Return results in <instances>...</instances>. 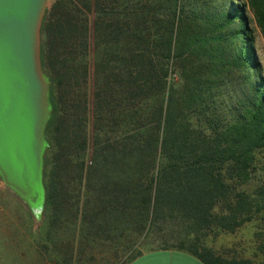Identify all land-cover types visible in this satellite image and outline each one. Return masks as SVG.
Returning <instances> with one entry per match:
<instances>
[{
  "label": "trees",
  "instance_id": "1",
  "mask_svg": "<svg viewBox=\"0 0 264 264\" xmlns=\"http://www.w3.org/2000/svg\"><path fill=\"white\" fill-rule=\"evenodd\" d=\"M249 13L264 36V0L46 10L39 214L58 264H92L109 246L131 251L125 263L175 248L206 264H264V73ZM248 224L244 254L206 245Z\"/></svg>",
  "mask_w": 264,
  "mask_h": 264
},
{
  "label": "water",
  "instance_id": "2",
  "mask_svg": "<svg viewBox=\"0 0 264 264\" xmlns=\"http://www.w3.org/2000/svg\"><path fill=\"white\" fill-rule=\"evenodd\" d=\"M49 0H0V175L39 214L50 116L40 31Z\"/></svg>",
  "mask_w": 264,
  "mask_h": 264
},
{
  "label": "rangeland",
  "instance_id": "3",
  "mask_svg": "<svg viewBox=\"0 0 264 264\" xmlns=\"http://www.w3.org/2000/svg\"><path fill=\"white\" fill-rule=\"evenodd\" d=\"M54 0H49L48 8L51 7ZM243 3L245 0H239ZM254 29L255 47L259 61L264 73V36L257 26L254 16L249 13ZM15 192L0 175V232L8 231L6 234H12L11 237L0 236V240H12L11 243H0V262L13 264L19 262L23 244L16 242L22 237L17 238V231L27 230L33 244L36 246V260L58 262L54 253L45 250L46 239V222L41 214H36L31 205ZM256 231L254 224L245 225L235 235L218 232L210 235L206 245L211 246L219 253H226L227 256L234 255L235 251L243 253L242 249L251 248L254 244L253 238ZM1 234V233H0ZM4 241V242H5ZM68 240H65L67 244ZM138 247V246H137ZM62 248V247H61ZM139 249V247H138ZM94 250V249H93ZM94 262L92 264H122L131 254L129 250H121L116 255L110 246L107 248L95 249L92 251ZM0 263V264H1Z\"/></svg>",
  "mask_w": 264,
  "mask_h": 264
},
{
  "label": "crops",
  "instance_id": "4",
  "mask_svg": "<svg viewBox=\"0 0 264 264\" xmlns=\"http://www.w3.org/2000/svg\"><path fill=\"white\" fill-rule=\"evenodd\" d=\"M5 234L0 232V236L11 237L12 234H6L8 231H3ZM17 238L22 237L21 240L17 239L16 242L23 244V250L21 251L20 261L12 262L13 264H58L55 261H41L36 260V246L33 244L31 237L27 230L17 231ZM5 241V240H4ZM0 240V243H11L12 240L4 242ZM1 263V262H0ZM5 264V263H1ZM122 264H206L196 256L175 248H160L154 250L143 251L138 257Z\"/></svg>",
  "mask_w": 264,
  "mask_h": 264
}]
</instances>
